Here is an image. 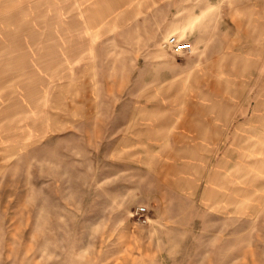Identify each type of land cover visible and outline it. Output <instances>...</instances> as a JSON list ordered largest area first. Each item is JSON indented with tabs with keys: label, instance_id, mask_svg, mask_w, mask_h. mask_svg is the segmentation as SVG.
I'll list each match as a JSON object with an SVG mask.
<instances>
[{
	"label": "rangeland",
	"instance_id": "1",
	"mask_svg": "<svg viewBox=\"0 0 264 264\" xmlns=\"http://www.w3.org/2000/svg\"><path fill=\"white\" fill-rule=\"evenodd\" d=\"M0 264H264V0H0Z\"/></svg>",
	"mask_w": 264,
	"mask_h": 264
},
{
	"label": "built area",
	"instance_id": "2",
	"mask_svg": "<svg viewBox=\"0 0 264 264\" xmlns=\"http://www.w3.org/2000/svg\"><path fill=\"white\" fill-rule=\"evenodd\" d=\"M165 46L176 53L187 52L191 50V43L184 42L175 35H171L166 38ZM145 210V207H137L136 212L138 215V219L142 217V221L145 220V218H143L145 215Z\"/></svg>",
	"mask_w": 264,
	"mask_h": 264
}]
</instances>
